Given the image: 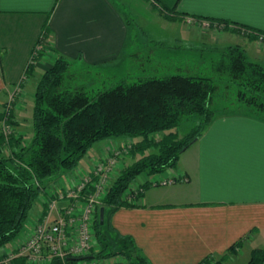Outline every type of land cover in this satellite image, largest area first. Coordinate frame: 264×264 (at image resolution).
I'll return each mask as SVG.
<instances>
[{
	"label": "crops",
	"instance_id": "0c3cea01",
	"mask_svg": "<svg viewBox=\"0 0 264 264\" xmlns=\"http://www.w3.org/2000/svg\"><path fill=\"white\" fill-rule=\"evenodd\" d=\"M159 1L186 16L225 19L264 30V0ZM185 17L166 18L152 0H0V109L11 91L21 87L13 124L23 139L31 136L29 99L33 109L36 80L59 55L114 79L136 69L137 57L149 47L158 53L157 61L173 72L202 69L205 60L217 57L218 49L231 45L242 46L251 60L264 65V41L231 31L214 42L200 41L202 36L187 26ZM134 20L145 30L160 26L167 35L150 33L147 48L140 47L137 31L133 39L128 24ZM46 26V48L28 73L35 50L42 49L39 41ZM116 68L120 74L109 72ZM69 175L73 174L52 178L56 191L49 181L45 196L57 199L58 188L65 192L70 186ZM167 177L175 181L162 188L150 183L140 197L132 198L135 206L121 207L112 217L113 226L132 236L152 264H198L208 255H224L243 238L236 258L247 253L249 259L252 249L264 246L263 120L219 114L174 167L147 179ZM45 198L39 199L38 207L34 204L33 209L38 208L34 219L29 216L19 236L4 249H16L31 237L28 226L35 227L46 217L44 207L49 209Z\"/></svg>",
	"mask_w": 264,
	"mask_h": 264
},
{
	"label": "trees",
	"instance_id": "16d2710c",
	"mask_svg": "<svg viewBox=\"0 0 264 264\" xmlns=\"http://www.w3.org/2000/svg\"><path fill=\"white\" fill-rule=\"evenodd\" d=\"M152 2L170 20L186 16L159 0ZM191 17L223 24L224 30L252 39L263 37L264 41V30L225 19ZM48 33L46 26L39 41L42 49L35 50L28 73L43 54ZM216 52L217 57L205 60L208 64L203 62L202 69L184 72L167 70L156 59L154 69L146 75H141L147 72H141L143 55L139 54L137 68L117 79L59 55L36 84L31 140L25 144L23 137L0 133V153L3 146L10 147V154L0 156V248L19 236L36 200L45 193L46 182L74 170L97 142L126 138L132 140L130 156L134 161L120 172L98 209V248L92 252L98 258L123 256L130 264H152L134 238L112 224L118 209L135 206L124 198L126 190L141 174L146 179L174 167L181 153L219 114L240 113L264 121V65L251 60L240 45ZM13 115L11 111L9 123ZM190 120L194 125L180 135V125ZM140 195L142 191L134 198ZM101 207L105 209L103 224ZM244 241H237L224 255H208L198 264H226L224 257L237 252ZM80 260L55 257L48 264H77ZM12 263L31 264L23 256ZM245 264H264V246L252 249Z\"/></svg>",
	"mask_w": 264,
	"mask_h": 264
},
{
	"label": "rangeland",
	"instance_id": "374dc122",
	"mask_svg": "<svg viewBox=\"0 0 264 264\" xmlns=\"http://www.w3.org/2000/svg\"><path fill=\"white\" fill-rule=\"evenodd\" d=\"M185 19H186L185 22L189 28H194L197 30L198 33H200V34H198V35L202 36V38H201L202 40H200V41H204V42L207 41L208 43L212 42V41L214 42V41L219 39L218 36L230 34V32H228V30H224L223 24L212 23L209 20H199V19H196V18L190 17V16H186ZM128 22H129L128 24H129L130 29H132L133 39H135V37H134L135 31H137V33H138V40L137 41L140 44L139 45L140 47L146 46V48H147L146 44H148V42H150V35H149L150 33L153 36L160 37V38L166 37L165 35H167V31L164 30L163 28H161L160 26H157V25L149 26L150 29L145 30L142 27H140L135 20L133 22L132 21H128ZM134 26H136L135 29L133 28ZM225 33H228V34H225ZM206 37H209L212 40L211 39L206 40ZM258 40L263 41L262 39H258ZM153 42L154 41H151V43H153ZM223 42L226 43L227 41L223 40ZM143 44H145V45H143ZM231 46H233V45H231ZM207 47L209 48L210 46H207ZM153 48L154 47L147 48L145 53L142 54L143 55L142 59H140L142 61V63H140V62L139 63H140V67L142 69H144V71L141 69L142 70L141 72H147V73H141V75L142 74L143 75L150 74L148 72H151L155 67V65L153 63L156 60L155 54H158V53L156 52L153 54L152 51L148 50V49H153ZM222 48L223 47L221 46V49ZM225 48H227V46ZM225 48H223V49H225ZM241 48H243V47L241 46ZM204 50H206V49H204ZM218 50H220V49H218ZM204 64H208V63L204 62ZM109 72L113 73V74L115 73L116 75L120 74V71L117 68H116V70L114 69L112 72L111 71H109ZM160 74H162V73H160ZM203 74H206V73H203ZM136 79H134V80H136ZM106 80H108V79L106 78ZM36 81H38V79ZM109 82H110V79L108 80V83ZM108 86H110V85H108ZM21 97H22L21 87H17L16 89H13L9 95V98H7V101L3 104V106L0 109L1 114L2 113L6 114V116H4V117L0 116V133L5 134L6 136L15 135L16 137H22V136H19L17 134V132L14 128V124H13V122L15 121L14 115L9 117L13 121L12 123H9L7 120L10 112L12 111L14 113V111L17 110V105L20 106L21 103L18 102V100L21 99ZM28 110L31 114V110H32L31 99H29ZM22 112L24 115H26V110H23ZM193 125H194L193 120L183 122L179 127L180 135H184L185 133H187L188 130H190V128ZM31 136H29L27 139H24L25 144H27V142H29V140H31ZM131 142H132V140L126 139V138H112V139H106V140H103V141H100V142H97L96 144H94L93 147L90 148V150H88V152L85 154V156L80 160V162L76 166V168L74 170L70 171L73 175L72 176L69 175V179L72 178L70 180L71 183H70L69 188H71V189L69 191H72V193H70V196H67V197L61 199L63 201L60 200V202L57 203L58 206L56 207V209H53L51 211L50 204L52 201L50 200V198H48V196H45V193H43L36 200L35 203H37L36 205L38 207L39 205H41V204H39V199H43L44 197L47 198L46 204L48 205L49 209L45 210L46 207H44V209L42 210L43 211L42 214H43V216H49V223H54L56 221V219H58L60 213H62V212L66 213L67 209L73 203L75 205L74 212L76 214L79 215V214L84 213L85 209H87L90 205L89 202L86 201L85 197H87L88 195L92 196V195L97 193L98 196H96V198H95V202H94L95 206L93 207V215H94L95 220L92 224L94 243H95V245H97L95 226H96V220L98 219V216H97V214L99 212L98 209L103 204L102 201H103L104 197L107 195L110 187L113 185L114 181L119 176L120 172L126 166L130 165L134 161V158L132 156H130V149H131L130 143ZM1 151L2 152L0 153V156H7L8 154H10V147L5 145V146H3ZM117 151H119L118 154H114L115 152L117 153ZM115 157H116L115 167L111 171L108 172V174L106 175V180L103 182V184L101 186L99 185L100 188L99 187L94 188V186L90 185L82 193L79 192L81 197H80V200H77L78 198H75L74 195L78 193V188L80 187L81 183L83 182V179L85 177H87L88 175H94V180L97 181L98 177H100V175H96L95 172L98 171L100 169V167H105L108 164L110 158H115ZM74 171H76V173ZM56 177H58V176H56ZM144 177L145 176L142 174L137 177V179L131 184L130 188L128 190H126V192L124 194L125 199H128L131 201V200H133L132 197L134 195L137 196L143 190V187L146 183V181H143V179H145ZM164 179H169V177L164 178ZM49 181L51 184L49 183L48 186L51 188V190L54 193L55 189H54V183L52 182L53 180L51 179ZM48 182H46L45 184L47 185ZM55 186L58 187V184H56ZM162 187H165V186H162V185L157 186V188H162ZM141 188H142V190H141ZM58 189H59L58 192L62 191V189H60V188H58ZM47 192H49V189L47 190ZM33 208H34V206H33ZM33 208H32V211L30 213L31 219H34V217L38 211L37 210L38 208L35 210ZM38 224L39 223L37 222V225L35 227H34V225H32V226L30 225V227L28 226V228H30L34 233ZM33 233H32V235H33ZM78 238H79V235L77 233V230L74 228L71 235H70V240H69L70 242L69 243L73 244V243L77 242ZM22 243H24V240L22 241ZM97 248H98V246H97ZM239 251H240V249H238V251L235 253L232 252L230 254H227L224 257V262L226 264H245L249 260L247 257L248 254L245 253V254H242V256H240L239 258H236L237 254H239ZM16 252H17V250L13 249L11 247H9L7 249H4V247L0 248V261L6 260V262L0 263V264H13L12 260L14 258H11V255H14ZM47 256L44 260H41V261H39L37 259H35V260L30 259L29 260L28 257H26V256H24V257L31 264H48L52 261V259H50ZM81 256H90L91 257V258L89 257L90 259H88L86 262H84L82 264H93V263H91L92 258L93 259L98 258V257H96V252L95 253L91 252L89 255H81ZM19 257H22V256H19ZM106 258L110 259V261L115 262L118 260L119 262H121L123 264H130L129 261L123 256H115V257L113 256V257H106ZM98 259H103V258H98Z\"/></svg>",
	"mask_w": 264,
	"mask_h": 264
},
{
	"label": "built area",
	"instance_id": "2783aa9c",
	"mask_svg": "<svg viewBox=\"0 0 264 264\" xmlns=\"http://www.w3.org/2000/svg\"><path fill=\"white\" fill-rule=\"evenodd\" d=\"M261 37L260 39H262ZM115 152L114 154H118ZM116 164V157L110 158L108 164L105 167H100L98 171L95 172L96 175H100L98 180H94V175H88L83 179L80 187L78 188V193L74 195L77 200H80V193L86 190L90 185L94 188L99 187L106 180V175L111 171ZM144 181L149 182L153 185H167L175 181L174 178L169 179H144ZM100 188V187H99ZM71 188L68 187L66 191H59L57 194V199L51 202L50 209H56L57 202L67 196H70L72 191H69ZM142 190V188H141ZM74 191V190H73ZM80 192V193H79ZM97 194V193H96ZM85 197L86 201L89 202V207L85 209L84 213L76 214L74 212L75 205L74 203L67 209L66 213H60L58 219L54 223H49V216H46L41 222H39L36 227L33 235L28 238L24 243H21L17 248V252L14 255H11V258L17 256H26L28 259H37L39 261L44 260L47 257L53 259L58 257L63 259L66 256L73 257H90V256H81L89 255L92 251L96 250L97 247L94 243L93 237V228L92 224L94 222L93 207L95 206V198L98 194ZM135 196V195H134ZM133 196V197H134ZM132 197V198H133ZM76 201V200H75ZM77 230L79 238L77 242L71 244L70 235L73 229ZM49 259V260H50ZM6 260L0 261L4 263ZM93 264H123L117 261H110V259H93Z\"/></svg>",
	"mask_w": 264,
	"mask_h": 264
},
{
	"label": "water",
	"instance_id": "95a60500",
	"mask_svg": "<svg viewBox=\"0 0 264 264\" xmlns=\"http://www.w3.org/2000/svg\"><path fill=\"white\" fill-rule=\"evenodd\" d=\"M104 218H105V209L104 207H101L100 209V222L101 224L104 223ZM85 257H79V259H84Z\"/></svg>",
	"mask_w": 264,
	"mask_h": 264
}]
</instances>
